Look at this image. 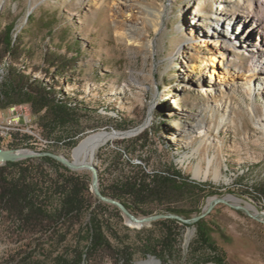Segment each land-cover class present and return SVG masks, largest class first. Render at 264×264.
Masks as SVG:
<instances>
[{"label": "rangeland", "instance_id": "374dc122", "mask_svg": "<svg viewBox=\"0 0 264 264\" xmlns=\"http://www.w3.org/2000/svg\"><path fill=\"white\" fill-rule=\"evenodd\" d=\"M225 1L142 0L155 6L147 12L124 11L119 0H0V25L13 23L15 36L21 37V58L7 56L10 62L88 105L81 110L84 131L79 141L101 130L135 131L97 150L93 162L100 185L108 188L139 166L154 174L166 172L174 163L205 188L193 186L185 196L151 199L131 211L141 217L177 208L191 218L202 213L211 198L234 195L253 215L216 204L204 217L213 228V240L233 264H264V126L257 123L264 117V94L254 89L248 96L244 89L228 88L243 80L242 74L262 75L264 52L252 56L246 48L263 36L261 31L247 32V22L215 18ZM227 8L237 14L245 10L238 0ZM130 19L134 24L127 25L125 20ZM246 34L251 36L248 44ZM59 64L68 68L55 73ZM4 71L0 62V72ZM11 135L14 142H8ZM27 135L37 142L33 147L72 157L73 148L46 136L29 105L0 109V147L28 148ZM45 169L48 177L43 184L48 186L56 172L49 165ZM76 172L91 176L87 170ZM210 191L215 193L209 195ZM60 197L57 193L53 201L47 199L44 210L55 211ZM121 214L114 205L94 211L87 207L69 228L54 234L49 221L23 226L0 205V264H55L93 216L117 232L118 238L112 236L116 248L121 240L128 243L135 252L133 264H149L150 257L138 252L139 232L157 234V226L154 221L136 226ZM195 223L177 230L181 254L196 236ZM65 231L64 237L58 236ZM115 258L108 254L94 264H115ZM160 264L185 260L176 255Z\"/></svg>", "mask_w": 264, "mask_h": 264}, {"label": "trees", "instance_id": "16d2710c", "mask_svg": "<svg viewBox=\"0 0 264 264\" xmlns=\"http://www.w3.org/2000/svg\"><path fill=\"white\" fill-rule=\"evenodd\" d=\"M14 27L13 23L4 27L0 25V62L5 64V71L0 72V109L29 105L47 137L55 136L57 142H64L73 148L84 131L81 125V110L89 107L66 90L62 88L57 90L53 83L46 81V78L21 70L8 60L7 56L12 60L21 58L19 57L21 37L15 36ZM64 68L68 67L57 65L55 73H61ZM51 75L56 77V74ZM142 137L132 141L137 142ZM144 137L147 139L146 134ZM117 156L122 157V152H117ZM46 165L52 166L56 172L48 186L43 184L48 177ZM91 182L89 174L71 170L50 156L8 161L0 165V205L23 226L41 225L44 221H49L53 224V232L56 234V229L69 228L73 218L87 207L94 211L97 208L113 206L93 194ZM193 186L205 188V185L196 184L173 163L166 172L154 174L146 172L139 166L133 174L122 175L108 188L101 185V189L104 194L121 200L128 209L134 210L135 206L139 207L141 203L151 199L185 196ZM57 193L61 195L60 206L53 212L45 211L44 202L47 199L53 201ZM212 193L215 191H210L209 195ZM114 209L122 213L115 205ZM168 211L185 213V210L177 208H169ZM154 223L159 233L156 234L154 230L139 232L138 252L141 255H154L164 263L171 257L182 255L185 264L210 262L233 264L227 260L226 252L213 240V228L205 218L195 223L196 236L183 254L178 248L180 242L177 230L181 225L188 224H182L177 219H159ZM66 231L58 236L64 237ZM77 234L74 245L65 256L57 258L55 264H94L108 254L115 255V264L121 262L133 264L135 261V252L130 250L125 240H121L118 247H115L112 236L115 238L119 236L108 222L105 223L93 216L87 224L77 230Z\"/></svg>", "mask_w": 264, "mask_h": 264}, {"label": "bare ground", "instance_id": "6f19581e", "mask_svg": "<svg viewBox=\"0 0 264 264\" xmlns=\"http://www.w3.org/2000/svg\"><path fill=\"white\" fill-rule=\"evenodd\" d=\"M119 1L121 3L120 9H122L124 11H134L135 9H137V10H141V11L144 10V11L148 12L150 10V7H153V8L155 7V6H152V4H148V3L146 4V3L142 2V0H119ZM232 1L233 0H226L225 2H223L221 4V6L218 8V11L214 13L215 18H218L220 20H222V19L230 20V21H234V22L237 21L239 24H243V23L247 22L249 24V29L247 30V32H250V31L256 32V30L261 31L262 36H263L262 37L263 39L261 38L262 41L261 42H254L255 43L254 46L250 47V49L246 48V50L252 56H254V54L256 52H258L257 54H260L261 51L264 52V0H238L241 4H244L245 10H244L243 14H237L235 12L229 13L226 11L228 9L227 7L230 6V3ZM158 14H162V11L159 10ZM240 16H242V17H240ZM125 21H126L127 25L128 24H131V25L134 24L133 19L125 20ZM123 27L126 30L125 25ZM248 35H247L248 37L245 39L246 44H248V41L251 39L250 34H248ZM241 36L244 37L243 34ZM241 36H239V38H241ZM250 42H253V41H250ZM216 43L218 44L219 40H217ZM203 61H204V64L207 63L205 61V59ZM193 66H195V65H193ZM249 76H251V75L242 74L243 80L236 81L234 83L229 84L228 85V88L230 89L229 91H236L238 88H240V89H244L245 93L248 94V96H250L251 93L255 89L256 91H258L257 92L258 94H260V93L264 94V66H263V70H262V75L256 76L254 71H253L252 77H249ZM263 120H264V117H261V119L259 118L257 120V123L259 125H261V127L264 126V122L262 123ZM260 123H262V124H260ZM134 132L135 131L118 133V136L130 135V134H133ZM113 136H114V134H104L102 132L91 135L82 143V145L80 147H78L75 150V152H74L75 157L80 159V160H84L86 158L94 159V156H95L97 150L102 145L107 143L109 140L115 138ZM197 171H199L198 168H197ZM226 198L229 202H231L233 204H239L241 202V199L237 198L234 195H229ZM248 207H253V206L251 204H248ZM132 223L135 224L134 222H132ZM137 225H139V224H137ZM140 263L142 264L143 262H140ZM147 263L159 264L157 261H155L153 259H150L149 261H147Z\"/></svg>", "mask_w": 264, "mask_h": 264}, {"label": "water", "instance_id": "95a60500", "mask_svg": "<svg viewBox=\"0 0 264 264\" xmlns=\"http://www.w3.org/2000/svg\"><path fill=\"white\" fill-rule=\"evenodd\" d=\"M99 132H102L104 134H114L113 137H119L118 133H125L128 131H120V130H112V131H107V130H101L94 132L92 134H89L88 136L84 137L80 141H78L77 145L73 147V153L72 157H68L62 153L56 152V151H51V150H36L32 148H1L0 147V165L5 164L8 161H17V160H22L26 158H32V157H41V156H50L56 159L57 161L61 162L68 168L74 171H80V170H87L91 172V190L93 194L99 198L101 201L115 205L120 208V210L127 216V219L130 222H134L136 226H143L146 223H150L152 221H156L159 219H177L182 223H191V222H197L200 219L204 218L206 215H208L213 208L215 207L216 204L222 202L229 204L233 206L236 209L240 210H245L248 214L253 215L250 210L241 204H233L227 200L226 197H214L211 198L208 205L204 209V211L196 216H193L191 218H186L183 215L173 213V212H168V213H157V214H152V215H145V216H137L135 215L130 209H128L125 204L118 199H115L111 196H108L103 193L100 185V176H99V170L96 164L93 162V159H84L80 160L75 157L74 152L75 150L82 145V143L91 135L97 134ZM131 135V134H130ZM126 136V135H124ZM258 215V214H257ZM257 215H255L257 217ZM264 222V219H262ZM139 224V225H137ZM150 259H153L157 261L159 264L162 262L161 259L157 258L154 255H149ZM143 262V261H141ZM140 263V262H139Z\"/></svg>", "mask_w": 264, "mask_h": 264}, {"label": "built area", "instance_id": "2783aa9c", "mask_svg": "<svg viewBox=\"0 0 264 264\" xmlns=\"http://www.w3.org/2000/svg\"><path fill=\"white\" fill-rule=\"evenodd\" d=\"M10 139H8V142H14L15 141V138H13V136L11 135L9 137ZM34 138V137H33ZM28 141L25 143L27 146L29 145L30 147L28 148H32V149H36V150H46V149H43V148H37V147H33L34 145L37 144V142H34V141H30V139H32L31 136L27 137ZM47 143H53L54 141L52 140H49V141H46ZM1 148H5V147H1Z\"/></svg>", "mask_w": 264, "mask_h": 264}]
</instances>
